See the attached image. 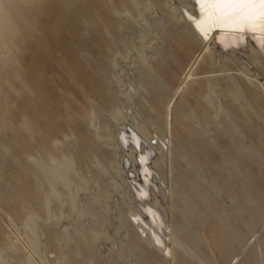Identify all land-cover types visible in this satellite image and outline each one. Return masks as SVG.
<instances>
[{
  "label": "rangeland",
  "instance_id": "obj_1",
  "mask_svg": "<svg viewBox=\"0 0 264 264\" xmlns=\"http://www.w3.org/2000/svg\"><path fill=\"white\" fill-rule=\"evenodd\" d=\"M165 3L43 0L42 28L33 22L21 52L0 60L1 75L10 69V102L0 113V264L163 263L126 217L134 202L117 133L137 117L148 130L162 126L166 97L197 51L199 42L188 45ZM195 72L201 82L185 94L183 116L174 121L182 153L177 180L187 201H177L182 264H227L249 237L235 264H264V89L233 59L205 60ZM254 73L264 83V73ZM19 75L39 81L42 95ZM63 154L74 166L56 194L50 169L41 166Z\"/></svg>",
  "mask_w": 264,
  "mask_h": 264
},
{
  "label": "bare ground",
  "instance_id": "obj_2",
  "mask_svg": "<svg viewBox=\"0 0 264 264\" xmlns=\"http://www.w3.org/2000/svg\"><path fill=\"white\" fill-rule=\"evenodd\" d=\"M165 2L169 6L170 11H167L170 13L169 15L174 19L176 17L182 23L181 26L185 27H181V35L187 40L188 45L191 43V40L199 42L196 48L197 51L191 60V64L183 72L178 86L166 97L163 112H161L163 113L164 119L162 126H159L157 122L155 123L157 127L148 130L147 124L139 123L136 121L138 117H135L136 120L134 119L129 124L125 123L124 126L121 125L122 127H120L117 133V143L120 151H124L122 159L120 160L121 167L125 171L122 172L125 173L123 179L127 186L126 188L130 190L128 191L129 194L131 192L130 197L134 202V205L127 212V219L136 227L139 237H145L151 248L161 256L163 263L160 264H182V256L184 258L186 246L181 241L183 239H181L183 229L176 220L177 209L179 207L177 201L183 202L182 204H186L187 201L182 198L181 187L177 180L179 174L175 160L181 159L182 153L180 143L177 141V139L179 140V135L177 134V127L174 125V121L178 119V115L183 116L180 114V111L182 108V99L185 94L192 91L196 83L201 82V78L196 77V73H199L195 72V70L205 60H209L211 64L215 58L233 59L239 65L240 71L254 84L255 89L259 86L264 89L263 81L261 79V81L258 80L259 78L256 79L254 76L255 73L251 74V71L264 73V17H261L259 13L253 17H249L246 12L240 15H234L235 10L223 7L222 0H201V2H198V0H180L181 5L179 6H174L175 4H172L171 0H165ZM42 7L43 0H0V60L3 61L2 63L6 62L7 64L8 61L10 62L12 56L18 55L21 52L23 43L33 34L30 28L33 22L34 24L39 23L36 27L38 31L42 28ZM2 55L6 60H2ZM257 76H259L258 73ZM29 78L27 75L25 79L23 75L19 80L24 85L35 88L38 91L37 93L42 95L39 81L35 83V80L34 83L28 84ZM205 78L206 87H212L213 80L208 76H205ZM9 94L10 69L8 68L6 70L5 68L4 74H0L1 114L5 113L6 107L10 102ZM206 97L213 98L212 92L209 91ZM253 107V105L248 104L249 109L254 110ZM23 116L24 121L28 125L27 128H31V117L26 113ZM37 117L40 118L41 116L37 114ZM91 119L90 114L89 122H91ZM128 125L130 129L127 127ZM177 125L179 127V124ZM109 136L110 134H108L107 138ZM259 138L261 137L259 136ZM109 140L111 141L110 138ZM138 154L140 156L139 159ZM240 155L242 156V153ZM244 155L246 157V154ZM226 158H228V162H233L232 165L234 167V161L230 155ZM259 158H261L260 155ZM260 162L264 165L263 161ZM112 165L114 166V164ZM73 166V159L67 156V154H63L62 160L52 158L48 167L41 166L42 170L50 169L49 175L53 180V192L58 193V189L56 188L58 182H62L64 185L67 183L68 185L70 181L68 179V170H71ZM99 168L102 171H106V168H103L101 165ZM230 176L232 178L234 174H230ZM202 181L205 183L204 180ZM204 183H201V185H205ZM193 191L194 193L197 192L196 195L200 193L196 190ZM152 193L155 194L153 195V200L151 199ZM160 196L161 198H159ZM250 196V192L245 190L244 200L248 202ZM75 197L76 194L73 193V200H75ZM204 201L205 198L203 199ZM168 204H170V210L168 209ZM78 215V217L83 218L82 216H86L88 213L79 212ZM92 215L90 216L91 218L94 217ZM182 217L184 221L188 220L185 212L182 213ZM237 218L239 219L240 217ZM94 220L97 219L95 218ZM187 224L189 223L187 222ZM255 231L253 236L255 235ZM95 238L94 234V240H96ZM250 240L251 238L249 237L245 241L246 244L244 243L239 248L227 264H235L238 261L241 250H243ZM8 246L10 247V245ZM76 249H79V247ZM0 261L5 262L4 259H0Z\"/></svg>",
  "mask_w": 264,
  "mask_h": 264
},
{
  "label": "snow or ice",
  "instance_id": "obj_3",
  "mask_svg": "<svg viewBox=\"0 0 264 264\" xmlns=\"http://www.w3.org/2000/svg\"><path fill=\"white\" fill-rule=\"evenodd\" d=\"M222 6L234 9V15L246 12L249 17H253L257 13L264 17V0H222Z\"/></svg>",
  "mask_w": 264,
  "mask_h": 264
},
{
  "label": "water",
  "instance_id": "obj_4",
  "mask_svg": "<svg viewBox=\"0 0 264 264\" xmlns=\"http://www.w3.org/2000/svg\"><path fill=\"white\" fill-rule=\"evenodd\" d=\"M127 127L130 129L129 125H128ZM153 141H154V140H153ZM139 157H140V156H139V154H138V159H139ZM262 227H263V226H262ZM262 227H261V229H262ZM261 229H260V230H261ZM246 249H247V247L243 250L242 254L244 253V251H245ZM242 254H241V255H242Z\"/></svg>",
  "mask_w": 264,
  "mask_h": 264
}]
</instances>
